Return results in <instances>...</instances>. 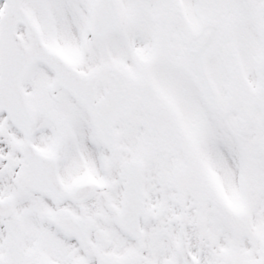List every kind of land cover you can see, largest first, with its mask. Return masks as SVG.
<instances>
[{"label":"snow or ice","instance_id":"obj_1","mask_svg":"<svg viewBox=\"0 0 264 264\" xmlns=\"http://www.w3.org/2000/svg\"><path fill=\"white\" fill-rule=\"evenodd\" d=\"M0 264H264V0H0Z\"/></svg>","mask_w":264,"mask_h":264}]
</instances>
